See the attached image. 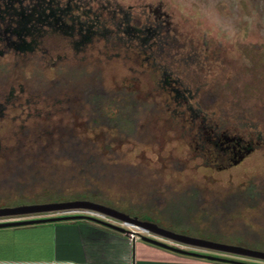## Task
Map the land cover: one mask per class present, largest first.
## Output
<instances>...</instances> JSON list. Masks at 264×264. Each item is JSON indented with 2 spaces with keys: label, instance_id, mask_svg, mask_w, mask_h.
<instances>
[{
  "label": "rangeland",
  "instance_id": "1",
  "mask_svg": "<svg viewBox=\"0 0 264 264\" xmlns=\"http://www.w3.org/2000/svg\"><path fill=\"white\" fill-rule=\"evenodd\" d=\"M85 2L102 13L105 19L116 10L114 20L118 21L120 9H124L131 11L141 24H160L161 35H169L171 46H164V52L159 56L156 48V52H141L123 42L96 37L85 51L77 53L71 48L69 39L52 38L44 41L45 54L40 51L27 55L25 59L14 53L1 56L0 103L10 92L13 91L14 95L0 118V143L2 150H7L8 161H15L17 156L12 151L19 146L24 154L37 151V137L45 128L73 129L88 143V149L92 153L99 152L103 160L98 166L99 176L91 177L90 181L112 199V208L124 213L131 204L141 203L153 195L162 196L163 192L166 194L167 187L173 190L196 187L211 199L213 194L245 188L252 181L264 183V0ZM161 67L168 68L173 78L191 91L194 101L204 104L213 123L223 127L230 137L241 138L243 147H238L236 154L227 148L199 149L196 140L189 142L170 127V115L178 107L173 101L174 94L159 86ZM74 72L86 73L87 81L93 79L107 89L131 86L138 90L140 97H145L148 103L161 110L159 116L141 118L140 125L147 123L150 134L124 140L107 127L87 126L84 118L72 112V104L65 102V92L72 96L77 92L75 82L70 81L62 92L48 94L47 85L56 79H68ZM225 145L223 147H227ZM51 149L54 151L50 157H38L40 163H6L7 158L0 155V178L18 172L19 181L32 182L35 176L33 189L36 193L42 191L50 179H63L67 186L82 189L84 181H69L78 175L80 169L67 157L58 156L55 151L59 150L58 142L55 141ZM168 196L170 211L184 210V200ZM44 203L39 199L30 204ZM30 204L1 199L0 208ZM155 210L156 217L147 214L139 215L138 219L179 234L264 251V215L261 217L256 207L244 209L240 214L247 228L241 224L238 215L233 214L220 227L222 236L209 237L211 239L164 224L161 214L164 210ZM45 215L49 213L3 217L0 222ZM97 217L129 232L137 231L108 216ZM207 226L201 224L202 229ZM161 239L192 251L222 254Z\"/></svg>",
  "mask_w": 264,
  "mask_h": 264
},
{
  "label": "trees",
  "instance_id": "2",
  "mask_svg": "<svg viewBox=\"0 0 264 264\" xmlns=\"http://www.w3.org/2000/svg\"><path fill=\"white\" fill-rule=\"evenodd\" d=\"M115 12L116 10H113L111 17L105 19L102 13L85 0H0V57L14 53L20 59H25L27 55L40 51L45 54L44 41L52 38L69 39L71 48L77 53L85 51L96 37L120 41L138 48L141 52L155 51L156 48L159 56L163 54L164 46H171L169 35L167 33L161 35L160 24H141L134 19L131 11L124 9H120L121 17L115 21ZM161 70L162 78L159 86L174 94L173 101L178 107L170 115L168 121L170 127L178 131L187 141L196 140L199 149L212 147L221 150L223 148L221 142L230 137L228 132L212 122L204 104L194 101L191 91L179 84V80L173 78L168 68L161 67ZM86 77L84 72H74L68 79L52 81L46 86V91L48 94H54L55 91L62 92V88H68L70 81L75 82L74 87L77 88V92L74 96L65 92L67 97L65 102L72 104V112L84 118L87 126L107 127L116 131L124 140L139 139L150 134V126L147 123L140 125V122L142 116L160 115L161 110L156 105L148 103L145 97H140L139 91L131 86L107 89L93 79L87 81ZM72 97L75 98L73 101H71ZM13 98L12 91L4 98L5 101L0 103V118L3 117L6 105ZM37 140L38 149L32 154L30 151L24 154L22 146L13 150L12 152L18 157L15 161H8L7 150H2L1 143L0 155L7 158L6 163H40L38 157H50L49 155L54 151L51 149L52 144L56 141L59 144V150H55L58 156L67 157L80 169L78 175H74L69 181L75 179L84 181V187L75 189L67 186L66 180L50 179L43 186V190L36 193L33 189L36 177L32 178V182H22L17 178L18 172H15L7 178H0V201L13 199L30 204L39 199L44 200L45 203L81 199L113 206L112 199L104 190L90 181L91 177L99 176L98 166L103 163L101 154L92 153L86 146L88 143L73 129L45 128ZM241 145L243 146L242 142ZM51 175L55 174L51 173ZM28 187L30 189L26 191ZM165 190L167 192L166 194L163 192L162 196L153 195L141 203L131 204L125 211L126 214L134 218L147 214L154 216L155 209H163L164 214H161L164 217L162 220L164 224L179 227L183 231L199 233L207 236V239L220 238L223 233L220 228L222 224L227 223L233 214L238 215L240 219L244 209L256 207L261 213L260 216L264 215V183L262 182L252 181L245 188L213 194L211 199H207L203 195L204 192L196 187L183 190L167 187ZM167 195L184 200V210L170 211L171 204ZM167 212H171L170 215L166 214ZM240 221L247 228V224L241 219ZM201 224L208 226L202 229Z\"/></svg>",
  "mask_w": 264,
  "mask_h": 264
},
{
  "label": "crops",
  "instance_id": "3",
  "mask_svg": "<svg viewBox=\"0 0 264 264\" xmlns=\"http://www.w3.org/2000/svg\"><path fill=\"white\" fill-rule=\"evenodd\" d=\"M57 217L61 216L49 213L32 219ZM83 217L0 228V264H264V260L230 253L192 251L152 234L143 235L195 255L179 253L142 236L131 239L128 229L121 232L94 219L113 224L109 221Z\"/></svg>",
  "mask_w": 264,
  "mask_h": 264
},
{
  "label": "water",
  "instance_id": "4",
  "mask_svg": "<svg viewBox=\"0 0 264 264\" xmlns=\"http://www.w3.org/2000/svg\"><path fill=\"white\" fill-rule=\"evenodd\" d=\"M77 209H84V210H90L93 212H97L104 216H108L110 218L119 220L125 225L136 227L144 231L145 233L152 234L160 238L168 239L171 241H175L177 243H181V244H185V245H189L193 247H199L203 249L215 250V251H220L224 253H230V254L264 260V251H258V250L245 248L242 246L230 245V244L215 242L211 240L191 237V236L184 235V234H179L174 231L163 228L157 225L156 223L141 221L138 218L131 217L130 215L124 212L118 211L112 207L106 206L101 203L89 201V200H73V201H63V202H51V203H44V204L21 205V206L10 207V208L9 207L0 208V218L32 215V214L53 213V212L77 210ZM80 218H84V217L83 216H64V217L48 218V219L8 221V222H0V228L38 224V223H45V222H57V221H63V220H76ZM94 220L104 225H107L109 227H112L118 231H121V232L127 231V229L124 227H120L114 224L103 222L97 219H94ZM142 239L144 241L153 243L155 245L172 249L173 251H176L179 253L195 255V253H189L179 248L171 247L151 237L142 236ZM209 259H215V258L209 257Z\"/></svg>",
  "mask_w": 264,
  "mask_h": 264
},
{
  "label": "built area",
  "instance_id": "5",
  "mask_svg": "<svg viewBox=\"0 0 264 264\" xmlns=\"http://www.w3.org/2000/svg\"><path fill=\"white\" fill-rule=\"evenodd\" d=\"M56 216H61V217H64V216H90V217H95V218H98L100 219L99 215H102V214H99L97 212H93V211H90V210H84V209H77V210H67V211H59V212H56L55 213ZM128 226V225H126ZM128 227H131V226H128ZM133 228V227H131ZM137 229V231H131L129 232V237L131 239H135L137 236H143L145 234H142L145 233L144 231L138 229V228H135Z\"/></svg>",
  "mask_w": 264,
  "mask_h": 264
},
{
  "label": "flooded vegetation",
  "instance_id": "6",
  "mask_svg": "<svg viewBox=\"0 0 264 264\" xmlns=\"http://www.w3.org/2000/svg\"><path fill=\"white\" fill-rule=\"evenodd\" d=\"M225 140H226L225 142L224 141L221 142V146L223 147V145L226 144L227 147H223V148H227L228 150L233 151L235 154L237 152L238 147H243L241 145L240 139L227 137L225 138Z\"/></svg>",
  "mask_w": 264,
  "mask_h": 264
},
{
  "label": "bare ground",
  "instance_id": "7",
  "mask_svg": "<svg viewBox=\"0 0 264 264\" xmlns=\"http://www.w3.org/2000/svg\"><path fill=\"white\" fill-rule=\"evenodd\" d=\"M133 228H135V227H133Z\"/></svg>",
  "mask_w": 264,
  "mask_h": 264
}]
</instances>
